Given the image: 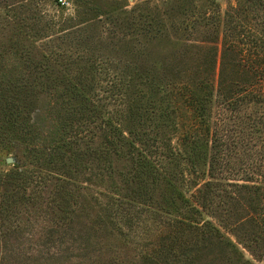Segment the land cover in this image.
Listing matches in <instances>:
<instances>
[{
    "label": "trees",
    "instance_id": "16d2710c",
    "mask_svg": "<svg viewBox=\"0 0 264 264\" xmlns=\"http://www.w3.org/2000/svg\"><path fill=\"white\" fill-rule=\"evenodd\" d=\"M212 1L210 15L203 9L198 13L193 27L197 43L180 53L185 68L181 77L164 73L156 80L149 73L136 75L138 80L147 78L152 91L167 93L163 101L180 100L192 115L195 127L176 124L183 132L171 148L178 162L181 153L189 155L193 184L187 189L177 186L107 111L108 104L119 106L118 115L136 120L139 106L131 92L135 79H117L104 71L99 79L110 86L101 90L105 100H111L99 105L94 95L86 100L85 77L49 73L65 63V51L40 52L44 60L32 62L29 71L35 81L47 77L54 87L49 90L62 99L51 107L58 119L44 130L27 119L21 90L0 82V167H11L0 169V264L264 263V129L257 125L261 120L250 127L252 135L261 132L263 139L253 165L244 171L245 180L234 179L239 171L230 166L227 137L209 123L214 104L227 110L260 105L264 110V0H234L222 16L220 5ZM53 3L64 6V0ZM74 3L75 16L67 22L61 19L62 27L55 31L54 20L39 22L44 16L37 7H45L48 0H0V45L4 39L16 42L29 59L36 42L83 23L92 0ZM92 10L97 12L98 6ZM118 10L115 5L103 15ZM150 28L142 30L155 34ZM157 34H163L161 27ZM203 138L212 152L209 172L201 176L189 151L193 147L194 153ZM16 141L24 149L13 145ZM9 157L14 158L12 164ZM163 186L172 195L169 209L156 199ZM135 228L150 231L153 239L148 248L135 246L131 257L127 250ZM142 235L146 239L147 233Z\"/></svg>",
    "mask_w": 264,
    "mask_h": 264
},
{
    "label": "rangeland",
    "instance_id": "374dc122",
    "mask_svg": "<svg viewBox=\"0 0 264 264\" xmlns=\"http://www.w3.org/2000/svg\"><path fill=\"white\" fill-rule=\"evenodd\" d=\"M216 1L221 8V16L230 5L236 4L234 0ZM91 4L94 8L98 6L97 12L89 6L90 14L82 17V24L79 22L77 27L64 30L59 36L36 42V46L34 45L36 48L31 52L29 59L24 57V50L22 51L16 42L4 39V43L0 45V82L5 81L6 87H18L19 91L21 90L28 115H26L27 119L31 124L39 123L42 126L41 130H44L47 129L46 127L51 121L58 119L57 110L55 108L53 110L51 107L55 103L61 102L62 99L60 96H56L55 90H49L54 89V87H50L52 86L51 81L47 77L35 81L36 76L34 77L32 72L29 71L33 69L30 66L32 62L40 59L44 60L40 52L51 55L57 49L65 51L69 59L66 58L64 64L62 63L60 67H56L49 73L62 75L66 72V74L73 77H82V79L85 77L83 85L86 86L85 82L88 81L86 100L90 99V95H94V101L99 105H107L111 100H105L106 95L101 90L103 86H110L108 80L100 81L99 79L103 76L104 71H109L117 79H121V77L129 81L135 79V83L138 85L133 84L131 92L134 103L139 106L138 113L140 114L136 117V120L129 119V116L125 119V115H118L117 112L121 108L119 106L108 104L106 106L107 111L111 116L114 115V118L117 117L120 120L119 123H122L126 135L132 137L140 147H143L152 159L161 163L177 186L182 190L187 189L193 184V177L191 176L193 169L191 168L189 155L181 153L182 158L178 162L172 155L171 148L173 146L176 148L180 142L179 137L183 132V129L177 131L175 125L195 127L192 115L188 113L180 100L178 102L177 100L171 102L169 99L163 101L167 93L152 91L147 78L138 80L136 75L149 73L156 80L160 79L164 73L181 77L185 68L183 64H180L183 59H181L180 53L183 52L186 45L197 43L198 36L193 32V27H195L198 20V13L201 11L200 9H203L210 15L213 1L92 0ZM115 5H119L120 10L108 16L103 15L109 10L112 11V7ZM37 9L42 10L41 15L44 16V19H39L42 25L49 23L51 20L57 22L58 25L55 31L62 27L61 23L67 22V19L74 17L76 13L74 0H64V6L62 7L54 6L53 0H48V5L44 7L39 4ZM46 9L49 14L44 13ZM142 15H148V18H142ZM150 17H155V20ZM11 22L15 24V21L12 20ZM149 25L154 27L155 34L143 32L142 29L147 31L151 29ZM160 27L163 34H157ZM110 61L114 63L108 65ZM188 64L193 71V64ZM101 66L103 69H101ZM44 80L46 83L41 84ZM66 85L74 89L70 83H66ZM78 85L81 88V84ZM226 108L221 105H212L209 109V123L212 130L217 129L227 137V149L232 151L229 154L231 153L233 156L230 166L239 171L234 179L245 180L244 171L253 165L256 152L262 149L260 140L263 138L261 136H264V133L261 135V132L256 136L252 135L250 127L261 120V124L258 123L257 125L261 129L260 131L264 129V110L260 105H245L237 110H227ZM35 133H38V129ZM15 136L12 137L15 138ZM206 138H203L204 141L202 140L201 143L199 142L194 149V153L193 147L189 151L190 154H194L191 159L199 165L201 176L202 173L209 172L212 152L211 143H208ZM13 145L24 149V144L20 141L14 142ZM158 146L161 149L157 150ZM156 151L162 153H156ZM188 165L190 168H188ZM10 168L3 164L0 167L1 170ZM205 177H208V174ZM217 179H220V176H217ZM156 199L160 203V207L163 205L164 209H169V202L173 200L171 192L165 186L158 190ZM173 210L174 213H179L176 208H173ZM143 232L147 233L146 239L142 235ZM131 233L133 243L128 245L127 251L132 257L136 253V247H150V241L153 238L150 231L147 232L144 228H135ZM145 243L148 245H145ZM131 249H133V252ZM65 264L70 263L65 262ZM76 264H81V262H76Z\"/></svg>",
    "mask_w": 264,
    "mask_h": 264
},
{
    "label": "water",
    "instance_id": "95a60500",
    "mask_svg": "<svg viewBox=\"0 0 264 264\" xmlns=\"http://www.w3.org/2000/svg\"><path fill=\"white\" fill-rule=\"evenodd\" d=\"M13 161H14V159H13V158H11V157H9V158L7 159V162H8L9 164H12V163H13Z\"/></svg>",
    "mask_w": 264,
    "mask_h": 264
}]
</instances>
